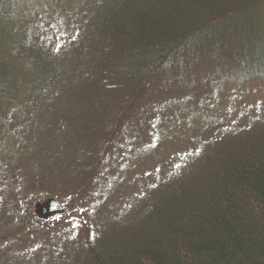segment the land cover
Instances as JSON below:
<instances>
[{
    "label": "trees",
    "instance_id": "trees-1",
    "mask_svg": "<svg viewBox=\"0 0 264 264\" xmlns=\"http://www.w3.org/2000/svg\"><path fill=\"white\" fill-rule=\"evenodd\" d=\"M32 1L0 0V248L7 245L0 264H12L16 229L29 231L17 198L47 181L80 192L95 166L107 170L143 148L137 138L169 144L171 134L198 141H189L172 171L145 181L174 170L176 178L119 223L96 227L99 237L108 229L118 236L78 249L88 252L83 264H264V102L253 113L244 106L259 117L225 125L222 118L244 110L232 101L216 107L225 83L264 82V0ZM191 107L192 131L184 124L180 134L178 120ZM132 112L128 126L113 130ZM42 131L56 142L63 137L60 144L69 133L67 147L81 135L86 149L74 155L49 150L40 138L25 143ZM88 136L106 153L88 152Z\"/></svg>",
    "mask_w": 264,
    "mask_h": 264
},
{
    "label": "rangeland",
    "instance_id": "rangeland-1",
    "mask_svg": "<svg viewBox=\"0 0 264 264\" xmlns=\"http://www.w3.org/2000/svg\"><path fill=\"white\" fill-rule=\"evenodd\" d=\"M30 3L32 6H35L37 0H33ZM33 8L34 7L27 10L26 13ZM229 101L240 106L244 112L237 117L222 118L225 119L222 121V125L227 124L228 119H231L233 123H235L238 121L245 122L255 116L259 117L257 114L251 116L244 106L250 105L249 110L252 113L261 107V103L264 102V82L260 79L254 80L253 78H248L238 87H234L230 82L225 83V85H223V92L220 95V101L217 103L216 107L218 106L219 110H221L222 106L232 104ZM66 108H68V106H66ZM196 111L197 109L194 107L188 108V114L183 115L182 119L178 120V123H180L177 127L178 133L183 134L185 132L183 129L184 124L187 126L186 131H192L190 125L194 124L196 121ZM64 114L66 113L60 111L53 116V118L60 121ZM133 115L134 112L125 117H120L116 121L117 124H115L113 130H120L121 127H125L122 126V122L127 125ZM113 123L114 121L112 120L111 124ZM84 124L85 123L80 126L89 131L86 124L83 126ZM233 128H235L234 125ZM83 132H85L84 129ZM261 132V127L255 130L256 134H260ZM60 133L61 132H57V136ZM164 135H167V133L165 132ZM171 135L173 137H170V141H168L169 136H164V140L169 142V144L163 143V141H157V144L153 145V141L150 137L143 136L139 139L137 138L136 145L134 144V146L143 147L144 149H132L127 158L121 159L115 163L113 162L107 170L105 168L99 170L98 167L95 166L92 180L89 182L85 180L88 185L80 192H70L69 190L61 188L62 186L58 183L55 184L54 181H47L35 191L32 189L29 192L27 191L28 193H24V195L27 194L24 199L17 198V202L20 205L18 209L24 210L27 213L28 220L25 221V223L29 231H24L22 227L16 229L15 232L17 233H15V240L18 241L12 251V264H83L86 261L88 252H86V250L79 251L78 249H83L88 242L99 246L105 242V237L118 236L115 234L116 231L110 232L108 229L107 233H103L102 236L99 237L96 227H98L100 231L102 230L101 227L104 225H100L102 222L109 221V224L119 223L125 212L135 208L138 210L142 202L144 203L146 200L148 201L149 198L153 199L152 197L158 196L160 190L154 193L153 196L152 193L155 192L160 185H164L171 181V179L176 178L172 177L173 173L176 171L174 170L172 173L167 174V176H162L156 179L157 181H152L151 183L145 180H147L153 172L154 174L156 173V176H161L164 172L172 171V165L178 160L176 156L182 154L183 149L187 148L190 142L195 143L198 141V137L189 138V136H186L187 139L179 134ZM232 135H236V131ZM63 136H66V138L63 144H60V142L63 141V137L60 140L57 139L56 142L53 135H47L44 131L39 133L33 132L25 139V143H27L28 146H32L33 142L37 138H40L47 149L50 150L56 146V150L62 153L63 149L71 148V150H67V153H74V155L78 150H82V148L85 147L86 140L83 136L80 135L81 139L78 140L79 143L74 147H67V145L71 143L69 133L66 132ZM133 137H130L131 142ZM94 139L95 138L92 139L90 136L87 138L88 152L98 153V156L100 155L99 152L105 154L106 150L104 151L103 149L106 148V146L98 152V149H95L93 146L96 145L97 142L93 141ZM226 140L228 146L232 145L229 138ZM54 142H56V144H54ZM194 152L197 154L196 158L201 153ZM91 157L94 162L97 161L96 156L92 154ZM151 157L154 159L150 160ZM197 159H192L190 161L191 164H196ZM37 161L38 159L35 162ZM153 161L155 162L154 164ZM190 162L189 160L186 162L185 168H190ZM167 164L171 165L170 170H168L170 167H168ZM176 167L177 166H174V169ZM40 169H42V167ZM54 171H56V169L53 166L45 169L50 179L53 178ZM94 178H96V180ZM77 182L80 181H76L75 185H78ZM143 186H146V188H141ZM165 186H170V184ZM141 189L143 190L140 191ZM2 191L3 188L0 187V194ZM14 194V191L9 193L11 197H13ZM49 199L60 201L67 205V209L52 213L48 217L44 216V213L42 214L41 212L42 207H47V205L42 204ZM5 210H8L7 206ZM99 215L100 218H98ZM94 216L97 219L96 222H98V225L91 227V225L94 224L92 221V217ZM4 220L7 221L8 219ZM0 223H3V220H0ZM25 232H30L32 235L25 234ZM75 251L78 253L76 259L69 262V258L71 259ZM6 252L7 245L4 243L3 248H0V259L2 256L5 257Z\"/></svg>",
    "mask_w": 264,
    "mask_h": 264
},
{
    "label": "water",
    "instance_id": "water-1",
    "mask_svg": "<svg viewBox=\"0 0 264 264\" xmlns=\"http://www.w3.org/2000/svg\"><path fill=\"white\" fill-rule=\"evenodd\" d=\"M45 204L47 205V207H42V212L45 213H55V212H60L65 210L67 207L63 204H61L58 200H54V199H50L48 201L45 202Z\"/></svg>",
    "mask_w": 264,
    "mask_h": 264
}]
</instances>
